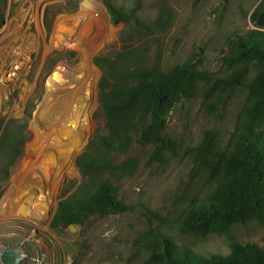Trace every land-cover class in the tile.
Returning <instances> with one entry per match:
<instances>
[{
  "label": "rangeland",
  "instance_id": "rangeland-1",
  "mask_svg": "<svg viewBox=\"0 0 264 264\" xmlns=\"http://www.w3.org/2000/svg\"><path fill=\"white\" fill-rule=\"evenodd\" d=\"M0 1V143L4 130L22 134L25 142L17 161L0 152V264H7L12 250L23 257L21 264H151L148 245L156 234L204 257L228 255L231 238L264 248V226L257 221L205 237L185 234L180 222L211 190L193 151L209 131L227 144L247 99L246 85L256 76L257 65L232 67L226 58L231 40L255 29L251 16L263 0ZM106 1L149 27L158 21V32L129 34L127 25L135 26L134 21L115 24ZM141 45L149 65L158 63L166 71L187 65L201 76L197 93L183 98L167 120L176 154L166 164L149 165L150 150L135 145L130 156L140 161L136 174L107 177L129 210L54 229L59 202L77 194L84 182L77 159L94 136L108 134L100 102L103 71L96 59ZM234 74L239 82L232 88L206 94L213 83ZM15 196L28 203L31 216L11 208Z\"/></svg>",
  "mask_w": 264,
  "mask_h": 264
},
{
  "label": "trees",
  "instance_id": "trees-1",
  "mask_svg": "<svg viewBox=\"0 0 264 264\" xmlns=\"http://www.w3.org/2000/svg\"><path fill=\"white\" fill-rule=\"evenodd\" d=\"M106 7L115 24L134 21L135 26L127 25L129 34L153 36L158 32V21L149 27L133 12L110 1H106ZM3 10L0 1V27L4 25ZM251 19L255 29L231 40L226 63L232 67L254 64L258 70L246 85L247 99L227 144L221 143L219 133L209 131L193 151L195 163L208 174L211 190L181 215L185 234L226 235L233 227L251 221L264 226V0ZM147 54L145 45L134 50L125 46L114 58L96 59L103 71L100 102L108 134L94 136L86 153L77 159L84 182L77 194L59 202L54 229L79 226L94 216L106 218L129 210L119 198V187L107 177L119 180L136 174L140 161L130 156L135 145L150 150L149 165L166 164L167 158L176 154V142L167 134V120L183 98L197 93L196 82L201 76L187 65H176L169 71L158 67V63L149 65ZM238 82L234 74L213 83L206 94L212 95L219 87L232 88ZM24 146L22 134L17 137L4 130L0 152L10 153L17 161L24 154ZM122 157L126 159L121 162ZM5 170L8 173L9 167ZM227 245L228 255L204 257L156 234L148 245L150 263L264 264L263 247L233 238Z\"/></svg>",
  "mask_w": 264,
  "mask_h": 264
},
{
  "label": "bare ground",
  "instance_id": "bare-ground-1",
  "mask_svg": "<svg viewBox=\"0 0 264 264\" xmlns=\"http://www.w3.org/2000/svg\"><path fill=\"white\" fill-rule=\"evenodd\" d=\"M90 4L87 2L85 7H84V12L86 13L88 11V8H89ZM90 11V10H89ZM78 20H80V22H82L83 20L85 21V18L84 17H79ZM87 21V20H86ZM87 23V22H86ZM74 25V24H73ZM75 28V26H73ZM79 28V25L78 27ZM76 28V29H77ZM81 30V29H80ZM63 126V125H62ZM74 126V125H73ZM71 131V130H70ZM69 133V132H68ZM73 134V133H72ZM65 136V135H64ZM75 136V135H74ZM53 167V166H52ZM55 167V166H54ZM56 168V167H55ZM55 170V169H54ZM33 186V185H32ZM36 186L32 187V189H30L28 192L29 193H33V188H35ZM18 197H13V200H12V203H11V208L12 209H15L16 212L19 214V215H22L24 216L25 214H23L24 212L25 213H29V216L32 215V212L30 211V206L28 205V203H26V205L24 204H21L19 203L20 200H17ZM28 217V216H27Z\"/></svg>",
  "mask_w": 264,
  "mask_h": 264
},
{
  "label": "water",
  "instance_id": "water-1",
  "mask_svg": "<svg viewBox=\"0 0 264 264\" xmlns=\"http://www.w3.org/2000/svg\"><path fill=\"white\" fill-rule=\"evenodd\" d=\"M7 264H21L23 257L19 255L15 250L10 251L5 258Z\"/></svg>",
  "mask_w": 264,
  "mask_h": 264
}]
</instances>
